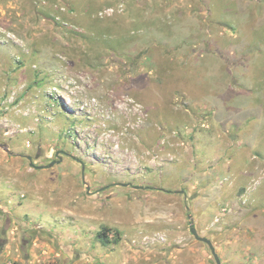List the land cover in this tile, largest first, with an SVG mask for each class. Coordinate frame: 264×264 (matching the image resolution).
Masks as SVG:
<instances>
[{
    "label": "rangeland",
    "instance_id": "rangeland-1",
    "mask_svg": "<svg viewBox=\"0 0 264 264\" xmlns=\"http://www.w3.org/2000/svg\"><path fill=\"white\" fill-rule=\"evenodd\" d=\"M191 221L264 264V0H0V264H217Z\"/></svg>",
    "mask_w": 264,
    "mask_h": 264
},
{
    "label": "water",
    "instance_id": "water-1",
    "mask_svg": "<svg viewBox=\"0 0 264 264\" xmlns=\"http://www.w3.org/2000/svg\"><path fill=\"white\" fill-rule=\"evenodd\" d=\"M6 150L9 151L8 149H6ZM28 158H29V157H28ZM59 161H60V159H58V160H54V161H51L47 166H37V167H38V168L51 167V166H53L54 164L58 163ZM189 218H190V216H189ZM190 232L193 234V236H194L196 239L205 242V243L209 246V248H210V250H211V253H212V255H213V257H214L216 263H217V264H220V260H219L218 255L216 254V252H215V250H214V247H213L211 241H210L208 238L204 237V236H199V235H198V232H197V230H196V228H195V226H194V224H193L192 221L190 222Z\"/></svg>",
    "mask_w": 264,
    "mask_h": 264
},
{
    "label": "trees",
    "instance_id": "trees-1",
    "mask_svg": "<svg viewBox=\"0 0 264 264\" xmlns=\"http://www.w3.org/2000/svg\"><path fill=\"white\" fill-rule=\"evenodd\" d=\"M97 237L100 239V241L103 243V244H108L109 243V240L108 238L102 236V233H97Z\"/></svg>",
    "mask_w": 264,
    "mask_h": 264
}]
</instances>
